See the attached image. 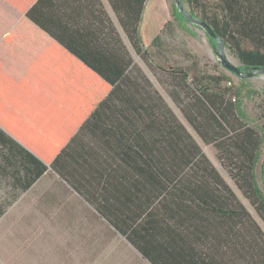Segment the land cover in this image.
I'll use <instances>...</instances> for the list:
<instances>
[{"label":"trees","instance_id":"obj_1","mask_svg":"<svg viewBox=\"0 0 264 264\" xmlns=\"http://www.w3.org/2000/svg\"><path fill=\"white\" fill-rule=\"evenodd\" d=\"M4 1L22 14L15 21L0 9V180L7 188L19 194L52 180L148 264H264L263 229L134 62L104 2ZM106 1L134 54L166 76L157 82L195 136L216 149L264 225L256 174L264 133L243 110L244 79L231 74L236 84L196 63L154 67L140 33L147 0ZM182 2L241 71L264 67V0ZM171 18L184 31L174 6ZM167 25L152 46L168 37Z\"/></svg>","mask_w":264,"mask_h":264},{"label":"rangeland","instance_id":"obj_2","mask_svg":"<svg viewBox=\"0 0 264 264\" xmlns=\"http://www.w3.org/2000/svg\"><path fill=\"white\" fill-rule=\"evenodd\" d=\"M205 1L208 4L214 3V0ZM172 6L175 7L174 0H150L146 6L142 21L146 44L166 21L173 25H167L171 29L167 38L149 47L151 64L154 67L165 66L166 69H187L193 67L194 63L197 68L208 73H226L237 84L240 77H234L219 65L213 38L187 20L183 23V31L171 18ZM183 7L186 12L189 10L187 4ZM195 12L200 14V9ZM129 48L134 62L150 77L154 87L191 132L202 152L264 231V225L256 217L253 208L233 185L217 157L216 149L195 136L171 102L165 86L157 82L159 79L167 82L166 76L157 75L158 71L151 72ZM225 53L232 64L240 66V62L228 49H225ZM241 79H244L247 89L255 91L247 96V89H242L243 110L250 124L258 126L264 133V73ZM261 167L264 170V146L256 169L258 185L264 190ZM7 187L6 182L0 180V207L4 205L6 209L0 218V264H148L129 246L125 238L116 234L105 220L95 216L91 207L56 187L52 180L46 179L19 194L17 190Z\"/></svg>","mask_w":264,"mask_h":264},{"label":"water","instance_id":"obj_3","mask_svg":"<svg viewBox=\"0 0 264 264\" xmlns=\"http://www.w3.org/2000/svg\"><path fill=\"white\" fill-rule=\"evenodd\" d=\"M175 1V7L176 9L183 15L184 19L188 21V23L197 25L199 28H201L203 31H205L216 43V53L218 57V63L221 67L226 69L230 74H233L235 76H238L240 78H247L249 76L255 75L257 73H264V67H251L246 68L244 73H241V69L239 66H235L232 64L229 59L226 56L225 53V46L221 42L220 38L217 37L213 30L205 24L202 20H199V18L194 17L190 15L188 12L185 11L184 5L182 0H174Z\"/></svg>","mask_w":264,"mask_h":264},{"label":"crops","instance_id":"obj_4","mask_svg":"<svg viewBox=\"0 0 264 264\" xmlns=\"http://www.w3.org/2000/svg\"><path fill=\"white\" fill-rule=\"evenodd\" d=\"M102 1L104 2V7H105L107 13L109 14V16L111 17L113 23L116 25V27H118L119 32H120V34L122 35L121 37L123 38L125 44L129 47L127 40L124 38V34H123L122 30L120 29V27L118 26V24H117V22H116L117 19H116L114 13L112 12L111 8H110L109 5H108V2H107L106 0H102ZM149 1H150V0H147L146 5L144 6V11H143V15H142V21L144 20V13H145V10H146V6L149 4ZM9 7H10V8H9ZM0 9H1L2 11L6 12V13L10 16V18H12V19L15 20V21L19 20V19L22 17V14H21L20 12L16 11L14 8H12V7H11L8 3H6L4 0H0ZM11 10H12V11H11ZM17 15H18V16H17ZM142 21L140 22V33H141V35H142L141 38H142V41H143L144 46L147 47V48H149V47H151V44H152L153 39H154L157 35L160 34V31L162 30V28L164 27V25H165V23H166L167 21L163 24V26H161V27L158 29V31L155 33V35H154L153 37H150V39L148 40V44H146L145 34H144L143 31H142ZM159 41H160V40H159ZM147 76H148V75H147ZM148 77H149V76H148ZM149 78H150V77H149Z\"/></svg>","mask_w":264,"mask_h":264},{"label":"flooded vegetation","instance_id":"obj_5","mask_svg":"<svg viewBox=\"0 0 264 264\" xmlns=\"http://www.w3.org/2000/svg\"><path fill=\"white\" fill-rule=\"evenodd\" d=\"M244 72H245V70H242V71H241V73H244Z\"/></svg>","mask_w":264,"mask_h":264}]
</instances>
